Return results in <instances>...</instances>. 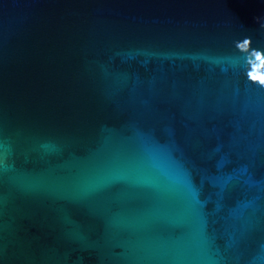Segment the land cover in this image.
I'll return each instance as SVG.
<instances>
[{"label": "water", "instance_id": "1", "mask_svg": "<svg viewBox=\"0 0 264 264\" xmlns=\"http://www.w3.org/2000/svg\"><path fill=\"white\" fill-rule=\"evenodd\" d=\"M0 264H264V0H0Z\"/></svg>", "mask_w": 264, "mask_h": 264}]
</instances>
